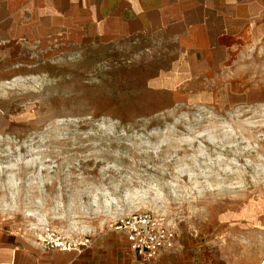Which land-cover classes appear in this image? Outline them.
Here are the masks:
<instances>
[{
  "label": "rangeland",
  "instance_id": "374dc122",
  "mask_svg": "<svg viewBox=\"0 0 264 264\" xmlns=\"http://www.w3.org/2000/svg\"><path fill=\"white\" fill-rule=\"evenodd\" d=\"M259 31L238 55V88L264 89ZM147 48L0 67V226L78 241L149 210L206 264H264V99L172 104L144 87Z\"/></svg>",
  "mask_w": 264,
  "mask_h": 264
},
{
  "label": "crops",
  "instance_id": "0c3cea01",
  "mask_svg": "<svg viewBox=\"0 0 264 264\" xmlns=\"http://www.w3.org/2000/svg\"><path fill=\"white\" fill-rule=\"evenodd\" d=\"M263 29L264 0H0V67L132 42L147 46L156 60L147 91L167 95L172 104L247 105L262 101L264 89L238 88L237 58ZM88 237L84 245L59 250L0 226V264L208 262L190 254L198 250L194 244L141 261L122 232L102 229Z\"/></svg>",
  "mask_w": 264,
  "mask_h": 264
},
{
  "label": "built area",
  "instance_id": "2783aa9c",
  "mask_svg": "<svg viewBox=\"0 0 264 264\" xmlns=\"http://www.w3.org/2000/svg\"><path fill=\"white\" fill-rule=\"evenodd\" d=\"M108 229L122 232L131 252L141 261L157 258L162 252L179 246L175 229L164 219L149 210H135L108 224ZM88 236L80 240L66 238L49 226L35 233L34 240L44 248L69 250L88 242Z\"/></svg>",
  "mask_w": 264,
  "mask_h": 264
}]
</instances>
